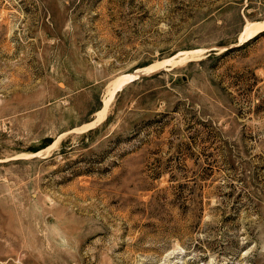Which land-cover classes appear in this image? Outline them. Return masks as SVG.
<instances>
[{
    "label": "rangeland",
    "instance_id": "1",
    "mask_svg": "<svg viewBox=\"0 0 264 264\" xmlns=\"http://www.w3.org/2000/svg\"><path fill=\"white\" fill-rule=\"evenodd\" d=\"M0 264H264V0H0Z\"/></svg>",
    "mask_w": 264,
    "mask_h": 264
},
{
    "label": "bare ground",
    "instance_id": "2",
    "mask_svg": "<svg viewBox=\"0 0 264 264\" xmlns=\"http://www.w3.org/2000/svg\"><path fill=\"white\" fill-rule=\"evenodd\" d=\"M110 95H111V94H110ZM107 102H108V100H106V101L104 102V107L107 106Z\"/></svg>",
    "mask_w": 264,
    "mask_h": 264
},
{
    "label": "trees",
    "instance_id": "3",
    "mask_svg": "<svg viewBox=\"0 0 264 264\" xmlns=\"http://www.w3.org/2000/svg\"><path fill=\"white\" fill-rule=\"evenodd\" d=\"M243 45H244V44H243ZM243 45H242V46H243ZM238 48H239V47H238ZM240 49H241V47H240ZM229 51H230V50H229Z\"/></svg>",
    "mask_w": 264,
    "mask_h": 264
}]
</instances>
